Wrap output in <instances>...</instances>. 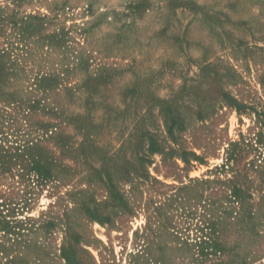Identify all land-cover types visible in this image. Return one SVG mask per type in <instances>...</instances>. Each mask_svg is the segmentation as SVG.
<instances>
[{"label": "rangeland", "instance_id": "obj_1", "mask_svg": "<svg viewBox=\"0 0 264 264\" xmlns=\"http://www.w3.org/2000/svg\"><path fill=\"white\" fill-rule=\"evenodd\" d=\"M6 221L0 264H264V0H0Z\"/></svg>", "mask_w": 264, "mask_h": 264}, {"label": "trees", "instance_id": "obj_2", "mask_svg": "<svg viewBox=\"0 0 264 264\" xmlns=\"http://www.w3.org/2000/svg\"><path fill=\"white\" fill-rule=\"evenodd\" d=\"M152 151H156L155 148H152ZM36 169L39 171L38 168H36ZM6 222H7V221H6ZM15 227H16V226L10 225L9 222H7V223L4 225V229L1 228L0 231L3 230L4 234H6V233H8V234H12V233H13V230L16 229ZM17 227H18V226H17ZM14 228H15V229H14ZM203 242L206 243V241H202V242H201V243H202V246L205 245V243H203ZM203 249H205V247H204ZM64 255H66V254L64 253Z\"/></svg>", "mask_w": 264, "mask_h": 264}]
</instances>
